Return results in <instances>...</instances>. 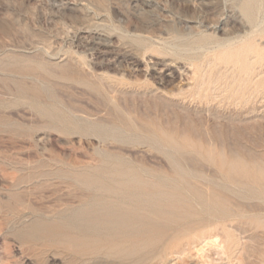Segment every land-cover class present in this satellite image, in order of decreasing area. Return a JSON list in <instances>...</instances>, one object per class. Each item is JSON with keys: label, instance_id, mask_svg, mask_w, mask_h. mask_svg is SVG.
<instances>
[{"label": "rangeland", "instance_id": "374dc122", "mask_svg": "<svg viewBox=\"0 0 264 264\" xmlns=\"http://www.w3.org/2000/svg\"><path fill=\"white\" fill-rule=\"evenodd\" d=\"M245 7L0 0V264H264V34L223 47Z\"/></svg>", "mask_w": 264, "mask_h": 264}, {"label": "bare ground", "instance_id": "6f19581e", "mask_svg": "<svg viewBox=\"0 0 264 264\" xmlns=\"http://www.w3.org/2000/svg\"><path fill=\"white\" fill-rule=\"evenodd\" d=\"M251 2H252V0H246V7H245V12L246 13H248L249 12V10H250V8H251ZM259 6V5H258ZM264 16V15H263ZM264 18V17H263ZM263 18H261L262 19V21L261 22H259V23H257L254 27L256 28V30H254L253 31V33L251 34V35H249V36H246V37H243V38H241L239 41L237 40V42L235 41V42H232V43H226V45L224 44V46L223 47H234V46H236L237 44H240V43H244V42H246V40H248L249 38H252V37H254L255 35H261V34H264V19ZM259 21V20H258ZM257 21V22H258ZM230 41V40H229ZM231 42V41H230ZM216 46V45H215ZM222 46V44H220V47ZM172 47V46H171ZM176 47H177V45H176ZM208 47V46H207ZM218 47V46H217ZM183 49V48H182ZM214 49V48H213ZM178 50V49H177ZM212 50V49H211ZM173 51V50H172ZM200 51V50H199ZM170 52V51H169ZM203 52V51H202ZM172 53V52H171ZM209 53V52H208ZM205 55V54H204ZM256 57L255 58H257L258 56L257 55H255ZM227 72V71H226ZM226 74V73H225ZM228 76V75H227ZM237 86V85H236ZM225 91V90H224ZM206 115V114H205ZM210 140V139H209ZM233 151V150H232ZM261 161V160H260ZM216 221V220H215ZM221 237V236H220ZM215 237H210V238H204L203 239V241H202V243L201 244H204L205 243V245L206 246H209V245H212V244H214V239ZM200 241V240H199ZM224 243V246H223V248H222V250H223V252L225 253V251H229L230 252V254L233 252L232 250H233V248H234V246H235V244H233L230 240L229 241H224L223 242ZM218 244V243H217ZM195 247V246H194ZM198 248V247H197ZM236 248V247H235ZM192 250H194V249H192ZM196 252V251H195ZM197 253H199V252H197ZM235 255V254H234ZM197 257H199V256H197ZM201 257H203V256H201ZM203 259V258H202ZM245 259V258H244ZM200 261H201V259H200ZM206 263V262H205Z\"/></svg>", "mask_w": 264, "mask_h": 264}]
</instances>
